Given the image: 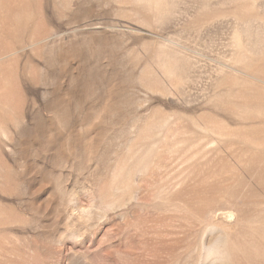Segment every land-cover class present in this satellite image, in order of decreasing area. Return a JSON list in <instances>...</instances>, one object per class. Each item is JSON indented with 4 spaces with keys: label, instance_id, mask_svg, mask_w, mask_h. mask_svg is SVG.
Returning a JSON list of instances; mask_svg holds the SVG:
<instances>
[{
    "label": "rangeland",
    "instance_id": "374dc122",
    "mask_svg": "<svg viewBox=\"0 0 264 264\" xmlns=\"http://www.w3.org/2000/svg\"><path fill=\"white\" fill-rule=\"evenodd\" d=\"M0 264H264V0H0Z\"/></svg>",
    "mask_w": 264,
    "mask_h": 264
},
{
    "label": "bare ground",
    "instance_id": "6f19581e",
    "mask_svg": "<svg viewBox=\"0 0 264 264\" xmlns=\"http://www.w3.org/2000/svg\"><path fill=\"white\" fill-rule=\"evenodd\" d=\"M173 72V71H172ZM145 101V100H144ZM104 117V116H103ZM97 120H98V122H102V117L101 116H97ZM4 134V133H3ZM225 246V245H224ZM209 252V251H208ZM218 253L219 254H222L223 253V251H220V249L218 250ZM209 254V253H208ZM211 254V253H210Z\"/></svg>",
    "mask_w": 264,
    "mask_h": 264
}]
</instances>
